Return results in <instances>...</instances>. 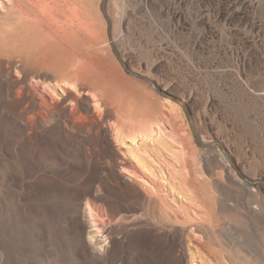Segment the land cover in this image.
Returning <instances> with one entry per match:
<instances>
[{"label":"rangeland","instance_id":"374dc122","mask_svg":"<svg viewBox=\"0 0 264 264\" xmlns=\"http://www.w3.org/2000/svg\"><path fill=\"white\" fill-rule=\"evenodd\" d=\"M91 2L121 82L81 101L86 124L57 70L0 46V264H199L194 242L220 264H264V0H106L110 31ZM142 118L161 123L149 137L132 132ZM189 118L256 183L197 145Z\"/></svg>","mask_w":264,"mask_h":264},{"label":"bare ground","instance_id":"6f19581e","mask_svg":"<svg viewBox=\"0 0 264 264\" xmlns=\"http://www.w3.org/2000/svg\"><path fill=\"white\" fill-rule=\"evenodd\" d=\"M6 5L9 8L4 21L6 26L0 31V46L7 56L12 60L15 58L19 65L35 67L42 71L57 70L63 77L62 82L75 90L74 98L70 100L73 107L67 109L68 116L86 124V116L79 108L81 101L91 104L96 98L103 105L108 94L103 92L102 86L105 83L112 86L114 81L121 82L116 76L113 77L115 80L110 78L118 69L110 66L112 60L100 52L98 36L105 24L97 8L93 7L91 0H7ZM104 17L110 31V19L108 15ZM109 37L113 41L111 34ZM123 99L119 114L117 108L114 114L115 117L122 115L124 119L129 116L130 100L127 95ZM106 111L103 116L95 115L94 119L98 123L99 120L106 124L112 122ZM159 123L157 119L142 118L135 122L132 132L134 135L149 137L152 131L154 132L153 125ZM115 126L118 132H122L123 129L117 124ZM159 132L160 135L171 138L162 126H159ZM179 145L182 149L179 150L178 156L183 162L189 147L183 141ZM216 146L223 148L220 144ZM221 148L218 155L222 163L227 166L229 162L238 176H242L224 148ZM240 179L243 180L241 177ZM188 237L193 242L198 240L193 234ZM90 243L92 244V240ZM194 250L189 253L191 263L198 259L199 264H220V255L205 245L194 242ZM235 256L240 257L237 254Z\"/></svg>","mask_w":264,"mask_h":264},{"label":"water","instance_id":"95a60500","mask_svg":"<svg viewBox=\"0 0 264 264\" xmlns=\"http://www.w3.org/2000/svg\"><path fill=\"white\" fill-rule=\"evenodd\" d=\"M105 3H106V0H101L100 8H101V11H102L103 15L107 16L106 15V10H105ZM189 123H190V127H191L193 138H194L195 142L197 143V145H199L200 147H203V148H209V147H212L214 144H216L215 142H210V143H202V142H200L198 135L195 133L194 127L192 125L191 118H189ZM216 145H218V144H216ZM221 149H223V148H221ZM240 177L245 181V183H248V184H255L256 183L255 181H251V180H249L247 177H245L243 175L240 176Z\"/></svg>","mask_w":264,"mask_h":264}]
</instances>
